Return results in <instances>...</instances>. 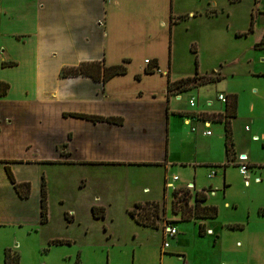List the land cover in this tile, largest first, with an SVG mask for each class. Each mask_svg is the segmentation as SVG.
I'll return each mask as SVG.
<instances>
[{"label": "rangeland", "instance_id": "rangeland-1", "mask_svg": "<svg viewBox=\"0 0 264 264\" xmlns=\"http://www.w3.org/2000/svg\"><path fill=\"white\" fill-rule=\"evenodd\" d=\"M256 1H172V26H169V13L160 26L161 34L171 41L170 46L166 44L165 51L160 52L161 69L166 71L163 74L174 81L194 75L195 72L210 74L212 70H217L223 78L214 84L192 87L180 93V99L171 96V103L177 102L180 107L185 108L189 106V98L193 97L198 108L222 110L224 103L218 100V94H235L237 109L242 118H262L264 98H259V94H255L251 88L253 85L262 87L264 77H255L249 72L251 69L264 68V62L261 61L264 59L261 56L263 50L252 48L258 35H234L235 29L247 30L251 18L257 32L264 28V0H260L259 4ZM142 61L143 58L136 57L132 66ZM0 62L2 65L10 64V60L5 58ZM0 79L15 86L27 82L25 73L15 67L0 70ZM46 82L45 78L44 84ZM9 96L12 97L10 100L0 98V155L24 158L35 153L55 158L57 147L63 145L65 139L63 121L49 111L45 116L48 130L40 134L37 129L41 112L35 103L39 93H32L23 99L21 106L15 105L13 94ZM189 108L192 109L191 106ZM250 108L254 110L253 114ZM6 115L15 124L9 123L5 119ZM210 124L208 129L216 135L214 142L218 138L222 155L223 142L219 139L222 124ZM262 124L264 125V120ZM185 131L190 132L187 128ZM185 140L188 141L186 137ZM1 141L6 143V147L14 145V150L11 153L4 151L5 145ZM29 145H32V149L27 147ZM205 145V142L198 144L200 148ZM261 146V141H252V150L259 156L256 160L263 163L264 155L261 154L264 153V148ZM36 165L34 168L17 167V175L28 177L32 198L24 219L22 216H17V220L0 219V264H4L6 250L19 255V264H181L178 251L186 256L187 262L193 264H264V169H250V177L247 179L249 184L243 185L246 176L240 174L239 167L228 166L232 185L227 188L223 197L217 188L216 195L209 194L208 197L211 200L209 204H216L217 216L207 220H181L180 213L175 214L173 210L184 207L185 203L194 207V193H184L181 190L173 193V187L170 186L163 190L164 176L160 170L133 171L131 167L113 170L103 167L101 170H94L89 165L63 166L59 163ZM199 169V184L196 182V186L204 184L207 188L210 183L213 187L217 186V181L212 179L214 174L208 178L207 167ZM217 170L216 180L219 181L222 179L221 169ZM42 173L47 181L48 195V221L43 224L39 223V213L36 212V207L39 210V177ZM173 174L181 177L179 173L171 171L165 177L177 187L191 180L193 171L187 172L179 182L172 180ZM256 175L258 180L255 179ZM82 178L86 181L80 185ZM144 187L150 188L148 193ZM94 194H99L104 202L103 218H94L87 207ZM7 198L10 197L5 193V187H1L2 207L8 204ZM139 198L157 201L158 216L154 218L157 228L134 221L136 216L144 219L148 213L152 214L154 208L150 207L147 212L149 205L146 202L155 201L141 202L144 208L138 207L136 216H130L134 199ZM227 199H231L237 207L225 206L223 203ZM259 208L262 213H258ZM64 212L68 219H72L67 220ZM3 213L6 214L7 211ZM14 214L8 212V215ZM201 223L212 227L214 233L200 235L198 226ZM233 223H242L243 226L229 228L228 224ZM169 225L177 230L173 237L165 234L164 230ZM53 239H68L70 243H52Z\"/></svg>", "mask_w": 264, "mask_h": 264}, {"label": "crops", "instance_id": "crops-1", "mask_svg": "<svg viewBox=\"0 0 264 264\" xmlns=\"http://www.w3.org/2000/svg\"><path fill=\"white\" fill-rule=\"evenodd\" d=\"M172 1L0 0V61L3 58L10 60L8 65H2L0 62V70L15 67L21 69L27 78L26 83L21 82L17 86L6 82L9 87L6 94L0 98L10 100L12 97L9 95L13 94L15 105L21 106L24 103L23 99L38 92V100L35 101L41 112L38 133L42 134L48 130L45 116L49 111L54 112L63 121L65 127L63 130L65 139L63 145L57 147L55 158H47L35 153L24 158L0 155V195L1 187H5V193L10 197L6 199L8 202L6 207H2L3 204L0 201V219L17 220V216H22L24 219L32 198L31 193L25 199L17 195L7 176L6 165L10 167L17 182H29L28 177L17 175V167L34 168L40 163H59L63 166L89 165L94 170H101L103 167L111 170L131 167L133 171L154 169L163 173V190L166 189L167 183L172 182L166 180L167 172L179 173L181 177L177 174L172 175L177 177L175 182H179L180 178H185L187 172L193 171L191 180L177 187L173 184V187L184 188L185 185L192 184L191 193L202 191L206 195L207 199L201 204L214 206L216 204L208 203L211 201L208 197L216 195V188L221 191L222 197L224 196L227 188L232 185L228 176L231 170L228 166H237L234 163H239L238 156L245 154L251 166L248 168L243 185L248 183L250 169H264V161L261 163L256 160L259 156L251 147L252 141H261V147L264 148V125L262 124L264 115L262 118H242L239 110H236V116L231 119L235 161L225 165L227 158L224 146V125L218 122L222 124L219 131V139L221 138L223 142L222 155H220L218 138L214 142L216 135L208 129L211 126L210 123L216 122L208 116L222 112L224 106L222 110L219 108L209 110L198 108L194 102L190 109L189 103V106L185 108L180 107L177 102L171 103L173 101L171 96H177V99H180V93L167 92V82L170 79L163 74L166 71L161 69L160 52L165 51V45L170 46L171 41L169 37L161 34L160 26L166 14H170ZM259 2L260 0L256 1L257 4ZM170 20L171 14L168 20L169 26ZM251 21L252 30L249 31ZM245 32L246 34H243ZM254 33L258 36L255 41L253 40L254 42L252 41V48L263 50L262 54H264L263 47H255V44L263 38L264 28H260L257 32L253 18L250 19L247 30H234L236 37ZM136 57L143 58V61L132 66ZM124 59L128 60L126 73L113 76L105 83L93 80L86 75L61 76L60 74L63 67L74 66L84 61H102L105 66H108L120 63ZM145 59L157 60V68L153 72L144 71ZM261 61L264 62V59ZM216 71L212 70L210 73ZM249 72L252 76L264 77V68L251 69ZM45 78L47 82L44 84ZM0 81L4 80L0 79ZM251 89H254L255 94H259V98H264V85L260 88L253 85ZM210 103L213 105L212 102ZM251 108L250 111L253 114L254 110ZM27 109L32 111L28 107ZM68 112L117 117L121 118V124L64 115ZM191 116H196L197 119L188 118ZM5 119H8V115ZM204 120L209 121L208 126L203 123ZM8 122L15 121L8 119ZM185 127L190 132L185 131ZM192 128L195 130L192 131ZM204 130H209L210 134L204 135ZM241 131H243L242 137ZM255 136L258 137L257 140L253 139ZM200 142L206 143L204 148L198 146ZM1 143L5 145L3 150L7 153H11L15 148L14 145L6 147V143L2 141ZM27 147L32 149V145ZM213 148L214 151H212ZM200 167L208 168L207 176L211 171L215 172L212 179L217 181V186L213 187L212 183L207 188L204 184L196 186V182L199 184ZM217 168L221 169L222 179L219 181L216 180ZM255 179L258 180L257 175ZM42 180L47 186L44 173L39 177L38 204ZM85 181L82 178L80 185L85 184ZM144 190L148 193L150 188L144 187ZM230 200H225L223 204L227 207H237V204ZM145 201L157 202L151 198H139L134 199V204ZM34 202L36 203L37 200ZM92 206L104 208V202L99 194H94L88 203L87 207L91 215ZM5 211H7L6 214L3 213ZM37 211L39 213L36 207ZM8 212L15 214L8 215ZM258 213H262L260 208ZM65 214L66 212L64 217L67 220L72 219H68ZM202 224L205 233H214L212 227ZM177 253L182 259L181 264H193L186 261V256L181 251Z\"/></svg>", "mask_w": 264, "mask_h": 264}, {"label": "trees", "instance_id": "trees-1", "mask_svg": "<svg viewBox=\"0 0 264 264\" xmlns=\"http://www.w3.org/2000/svg\"><path fill=\"white\" fill-rule=\"evenodd\" d=\"M251 30H252V21L249 26V31ZM243 34H246V32ZM255 47L264 48V35L261 41L255 44ZM127 63L128 60L124 59L120 63L105 66L102 61H84L74 66L63 67L60 71V74L61 76L86 75L91 77L93 80H97V81H101L102 83H105L113 76L125 74L127 71V66H126ZM156 68H157V60L150 59L148 64H146L144 71L150 73L153 72ZM222 78L223 77L220 76L217 72H212L210 74H199L198 72H195V74L191 76H186L174 81L169 80L167 82V92L171 94H178L187 91L192 87L218 82ZM8 87L9 85L6 82L0 81V97L6 94ZM219 94H223V93H219ZM224 96H225V101L223 102L224 110L220 113L211 114L210 116H208V118L216 122H222L224 125V146H225V153L227 158V162L225 165H227V163L229 162L233 163L235 161V152L233 151L234 143L232 136L231 119L236 116L237 97L235 94H226V95L224 94ZM64 115L84 118L91 121H106L109 123L121 124V118L112 117V116L105 117V116L85 114L79 112H68V113H64ZM245 163L248 172V168H251V166L248 163L247 156ZM234 165H237L239 167V163L235 162ZM5 170L17 195L23 199L28 198L30 194V183L28 181L17 182L8 165H6ZM192 188H186V187L173 188L172 191L173 193H175L177 190L178 191L181 190L184 193H188V192L191 193L190 190ZM193 197L195 200L194 207L188 206V204L185 203L184 207H181L178 210L177 209L173 210V213L175 214L180 213L181 220H188L191 218L213 219L217 216L218 210L216 206L201 204V202L207 199L206 195L202 191H195ZM146 204L149 205L147 212H149L150 207L154 208V211L152 214L148 213L147 215H145L144 219H141L138 216H136V212H135L137 211L136 209L138 207L142 206L141 202L135 203L134 208H132L129 211V214L132 217L136 216L134 217V221L136 223L143 226L157 228V224L154 218L158 216V203L146 202ZM143 208L144 206L141 207V209ZM91 211L94 218L104 217L103 207L92 206ZM47 214H48L47 189H46L45 181L42 180L40 185V196H39V221L41 224L46 223L48 217ZM203 226L204 225L202 223L199 224L198 226V233L200 235L205 234L203 230ZM228 227L233 229L241 228L242 224L239 223L228 224ZM52 243H70V242L68 239H53ZM4 264H19V255L16 252H10V250H6L4 255Z\"/></svg>", "mask_w": 264, "mask_h": 264}, {"label": "built area", "instance_id": "built-area-1", "mask_svg": "<svg viewBox=\"0 0 264 264\" xmlns=\"http://www.w3.org/2000/svg\"><path fill=\"white\" fill-rule=\"evenodd\" d=\"M148 62H149V60L148 59H145V63L148 64ZM218 100H220L221 102H224L225 101L224 94H218ZM194 102H195V100H194L193 97H191L188 100V103H189V105L191 107L194 105ZM188 118H190L191 120H196L197 119L196 116H191V117H188ZM203 123L206 124V126L209 125V121H205L204 120ZM191 130L194 131L195 128H192ZM203 134L204 135H209L210 134V131L209 130H204L203 131ZM253 139H257V137L255 136ZM238 161H239V172H240V174L242 176H244V177L246 176L245 178H247V166H246V163H245V161H246V155L243 154V155L238 156ZM214 173H215L214 171H211L208 174V177H211ZM176 179H177L176 176H173L172 177V180L173 181H175ZM166 186L173 187V183L172 182H169V183L166 184ZM185 187L186 188H192L193 185L192 184H188V185H185ZM164 231H165V234L168 235V236H170V237H173L175 235V233H176V229L174 227H172V226H167ZM166 246H167V242L164 243V247H166Z\"/></svg>", "mask_w": 264, "mask_h": 264}]
</instances>
